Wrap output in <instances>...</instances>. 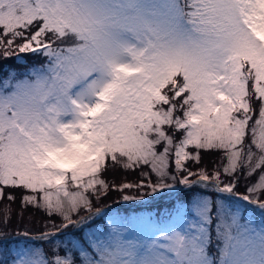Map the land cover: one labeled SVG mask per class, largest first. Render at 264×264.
Returning a JSON list of instances; mask_svg holds the SVG:
<instances>
[{"label": "snow or ice", "instance_id": "obj_1", "mask_svg": "<svg viewBox=\"0 0 264 264\" xmlns=\"http://www.w3.org/2000/svg\"><path fill=\"white\" fill-rule=\"evenodd\" d=\"M26 54L0 81V264H264V0H0V62Z\"/></svg>", "mask_w": 264, "mask_h": 264}, {"label": "rangeland", "instance_id": "obj_2", "mask_svg": "<svg viewBox=\"0 0 264 264\" xmlns=\"http://www.w3.org/2000/svg\"><path fill=\"white\" fill-rule=\"evenodd\" d=\"M38 66H34V67H38ZM20 70H22V69H20ZM209 157H211V159H212L211 161H213V162L216 161V156L215 155H212V156H209ZM203 165L209 166L208 160H207V155L205 157H203ZM192 166H195V165L193 164ZM110 172H111V174L114 173V175H113L114 177L111 178V179L109 178L110 181L114 180L116 183H120L125 177H126V179L128 181H134V180L137 179V175H138V174H135V173H125V172H122L120 170H115V171H110ZM116 172H120V173L122 172V174L117 175ZM108 175L109 174L106 173L105 174V178H108ZM113 193L115 194V192H113ZM128 194L132 195V194H135V193L129 192ZM115 196H116L115 200L113 202H111L110 205L117 204L118 202H120L121 204L118 203V205H114L115 208H118L120 206H128L129 207L128 209H133V210H129L128 212H121V214L127 213V214H129V215H131L133 217H135V216H148L149 214L155 215V212L152 211L154 208L169 206L168 203H167L168 200H169V194H167V193L164 194V195H161L159 197H156V198H148L145 203H137L135 201L123 202V201L119 200L118 194L115 195ZM18 209L19 208H16V210H18ZM134 209H137V214H135ZM27 216H28V213L25 214V221H24V223L21 224L22 226H25V224H27ZM15 219H17V218H16L15 214H13L11 227L14 226V220ZM28 227H29L30 231H32L33 233L38 231V227H37L36 224H29ZM11 237L12 236L8 237V241L15 240V239H11ZM22 240H23V238H20L17 241L11 242L10 244L4 243V247L7 248L9 245L15 246V245L21 243ZM24 243L25 244H28V243L36 244L38 242L25 241ZM44 250H45V252H48L49 246L48 245H44Z\"/></svg>", "mask_w": 264, "mask_h": 264}, {"label": "trees", "instance_id": "obj_3", "mask_svg": "<svg viewBox=\"0 0 264 264\" xmlns=\"http://www.w3.org/2000/svg\"><path fill=\"white\" fill-rule=\"evenodd\" d=\"M25 59H26V64H24V65H21V64H17L16 63V61L14 60V59H12V60H6V61H2V62H0V68H2L3 70L2 71H0V81L1 80H3L4 78H6L7 77V75H8V69L9 68H12V69H17V70H20V69H23V68H25V67H27V68H31V67H34V66H38V65H40V59L39 58H37V57H34V56H31V55H28V54H26L25 55ZM207 155V160H208V164H209V168H211L212 167V165H213V161H211L212 159H211V157H209V156H212V155H215V154H203V157H205ZM191 167H193V170H195L196 169V166H192V165H190ZM109 175H108V178H106V179H108V180H110L111 178H113L114 176V173L113 174H111V172L109 171V172H107ZM117 173V175H120V174H122V172L120 173V172H116ZM110 178V179H109ZM115 195H117L116 193L114 194L113 192L109 195V198H108V200L106 201V203L107 204H109L110 205V203L111 202H113L114 200H115V198H116V196ZM118 202V201H117ZM118 203H120V202H118ZM118 203L117 204H113V205H111L112 206V212L113 213H116V212H119V213H121V212H128L129 210H133V209H128L129 207L128 206H120V207H118V208H115V206L114 205H118ZM121 204V203H120ZM15 205V206H14ZM12 207L14 208V209H16V208H19V201H17V203L16 204H14ZM134 212H135V214H137V209H134ZM21 228H23L24 226H22L21 224L19 225ZM17 227V219H15L14 220V226H12V228L13 229H15ZM13 237V236H12ZM12 237H11V239H12ZM18 239H15V240H12V241H7V242H5L6 244H10L11 242H13V241H17Z\"/></svg>", "mask_w": 264, "mask_h": 264}, {"label": "water", "instance_id": "obj_4", "mask_svg": "<svg viewBox=\"0 0 264 264\" xmlns=\"http://www.w3.org/2000/svg\"><path fill=\"white\" fill-rule=\"evenodd\" d=\"M13 239H15V237Z\"/></svg>", "mask_w": 264, "mask_h": 264}]
</instances>
